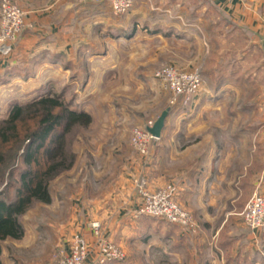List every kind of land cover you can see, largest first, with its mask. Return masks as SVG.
I'll return each instance as SVG.
<instances>
[{"label":"rangeland","instance_id":"rangeland-1","mask_svg":"<svg viewBox=\"0 0 264 264\" xmlns=\"http://www.w3.org/2000/svg\"><path fill=\"white\" fill-rule=\"evenodd\" d=\"M10 1L29 14L24 26L11 42L12 53L4 56L0 51L2 72L13 62L20 36L28 25L31 9L57 17L56 14L61 13L57 10L65 1L80 13H90L89 21L80 20L82 35L87 28L95 34L99 27H103V24L98 23L105 22L115 45L113 58L117 66L115 72L91 92H87V85L83 82H77L76 85L64 88L61 94L62 88L50 94L62 95L74 108L89 113L92 122L87 128L76 126L68 134L66 145L68 153L74 155L73 166L51 179L49 204L34 202L20 217L24 236L21 240L7 239L2 243V264L59 263L70 257L77 239H81L89 251L85 264H96L102 249L108 244L124 255L122 263L114 264H264V230L253 232L246 226L240 216L245 206L236 214L243 219L252 239H225L224 232L218 233L216 226L208 234L207 246H197L202 242L197 239L200 223L176 199L179 194L178 185L174 181H164L161 186L155 187L157 181L150 177L154 158L160 149L156 146L159 140L152 141L148 156L141 155L131 145L135 129L144 128L150 120L156 123L164 112H169L161 138L164 145L161 157L164 156L167 164L168 154L173 150L169 141H178L182 149L186 141L196 139L183 138L184 127L190 121L206 125L208 132L204 135L209 136L215 134L217 124L231 123L226 112L215 115L209 110V116L204 120L189 112L190 109H194V113L200 112L205 92L216 87L215 77L220 75V70H226L231 66H226V63L243 54L242 50L234 49H242L245 41L233 35L226 19L209 5H206V13L199 10L203 0H130L131 7L121 15L116 14L113 0H42L45 2L43 4H37L36 0L34 5L29 0ZM2 2L0 0V35ZM98 16L102 18L97 19ZM136 23L149 29L148 32L139 27L137 33L130 32V37L121 33L126 29L127 33ZM96 43L102 45L103 39ZM263 63L264 57H261L250 68L240 70L241 83L233 82L231 85L237 93L231 102L237 112L233 122L240 128L258 125L264 119ZM170 68L200 73L203 84L200 93L193 99V106V101L184 104L179 100L177 105L171 104L172 94L156 79L158 72ZM81 70L85 73L90 69L82 67ZM2 72L0 76L4 75ZM2 82L0 89L8 86L7 80L6 83ZM48 95L39 94L33 99L20 96L8 103L0 98V120L9 117L14 105L25 106ZM225 109L230 111L231 105ZM231 134L226 133L227 140ZM258 145L257 139L247 138L239 147L229 146L227 151L237 153L238 167H247L249 159L252 160L256 153L262 157V148ZM24 155L25 148L20 151L13 165L0 170L5 173V181L0 185V199L2 196L9 200L16 198V188L21 184L20 173L27 168ZM175 159L184 160L182 155H177ZM170 187L171 190H168ZM159 194L171 196L170 201L188 216L187 226L138 214L145 202ZM210 214L218 225L220 211ZM137 220H141L139 225L145 234L153 222L158 220L178 227L184 238L190 243L195 241L196 245L189 253H180L178 258H174L170 257L174 253L168 243L151 240L162 238L143 234V237L138 238L145 239L143 243L126 242L124 236L131 233L129 225ZM133 239L136 237L133 236ZM92 258L93 263L90 262Z\"/></svg>","mask_w":264,"mask_h":264},{"label":"crops","instance_id":"crops-1","mask_svg":"<svg viewBox=\"0 0 264 264\" xmlns=\"http://www.w3.org/2000/svg\"><path fill=\"white\" fill-rule=\"evenodd\" d=\"M35 1L29 0V3L34 5ZM43 3L45 2L37 0V4ZM201 3L199 10L206 13L208 5L214 7L217 13L226 19L233 35L236 38L242 37L246 46L244 45L242 49L233 47L234 51L242 50L243 54L226 63V66L231 65L226 70H220V75L215 77L216 87L205 92L200 112L194 113V109H190L189 112H193L192 116L195 114L197 118L201 116V119L209 116V110L215 115L226 112L231 123L217 124L215 134L209 136L204 135L208 132L206 125L190 121L184 127L183 138L196 139L186 141L182 149L178 141H169L173 150L168 154L167 164L164 156L161 157V151L164 149L162 134L156 145L161 150L156 153L150 174V177L157 181L155 187L161 186L164 181H174L178 185L179 194L176 199L200 223V234L197 238L202 240L201 243H197L200 247L206 245L209 232L216 226L218 233L224 232L225 239H252L243 219L236 213L243 210L256 190L264 193V119L260 124L256 123L258 125L240 128L233 122L237 112L231 104L237 94L234 92L236 88L231 85L233 82L241 83L240 70L250 68L258 58L264 57V0H203V4ZM57 11L61 13L58 12L57 17H54L45 14L44 11L31 9L28 25L20 36L13 62L5 72H2L3 66H0L2 68L0 72L4 73L0 76V81L6 83L7 80L8 85L0 89V98L4 99L5 103L20 96L33 99L39 94L50 95L59 88H62L61 94L64 88L76 85L77 82H83L87 85V92H91L115 72L117 66L113 58L115 45L105 22L98 23L103 24V27H99L95 34L85 26L87 30L85 29L86 31H83L85 34L82 35L80 20L89 21L90 13H80L68 1H65ZM205 18L207 20V17ZM134 27L127 32L128 35L127 29L121 33L130 37V32L137 33L140 26L136 23ZM140 29L144 32L149 30L143 27ZM100 39H103L102 45L96 43ZM82 67L90 70L83 73ZM261 67L264 68V63ZM193 104L194 101L191 106ZM229 104L231 109L227 111L225 108ZM210 107L212 109H208ZM227 132H232L229 140L226 139ZM247 138L258 140V146L262 148V157L256 153L252 160L249 159L247 167H238L237 153H229L227 148L229 146L237 148ZM177 155H182L184 160L175 159ZM219 211L221 217L218 219L219 224L216 225L210 213ZM140 221L130 223L131 233L124 236L126 242L134 241L136 244L145 242V239H138L145 234L139 225ZM146 232L145 236L162 238L151 240L157 243L162 241L171 246L174 254L170 257L178 258L180 253H189L196 245L195 241L190 243L184 238L178 227L158 220H155L151 229ZM133 236L136 239H133ZM92 260L93 258L90 259L91 263Z\"/></svg>","mask_w":264,"mask_h":264},{"label":"trees","instance_id":"trees-1","mask_svg":"<svg viewBox=\"0 0 264 264\" xmlns=\"http://www.w3.org/2000/svg\"><path fill=\"white\" fill-rule=\"evenodd\" d=\"M91 122L89 113L77 110L59 94L41 97L25 106L16 104L9 117L0 120V170L13 165L24 148L27 167L20 173L16 198L0 199V257L4 241L23 238L20 217L34 202L49 204L51 179L73 166L75 158L66 145L68 134L76 126L87 128ZM4 181L5 173L0 172V185Z\"/></svg>","mask_w":264,"mask_h":264},{"label":"built area","instance_id":"built-area-1","mask_svg":"<svg viewBox=\"0 0 264 264\" xmlns=\"http://www.w3.org/2000/svg\"><path fill=\"white\" fill-rule=\"evenodd\" d=\"M86 1V0H77ZM113 6L117 15L125 13L130 7V0H113ZM28 12L20 9L10 0H3L1 4L2 34L0 35V51L2 55L8 56L13 49L11 43L16 34L21 30L27 21ZM11 43V44H10ZM156 79L161 86L169 91L173 99L172 105H177L181 100L184 104H189L200 93L202 88V78L200 73L182 72L173 68L165 69L156 74ZM155 125V121H148L144 128H137L133 131L131 145L143 156H148L152 141L155 140L149 129ZM137 151V152H138ZM171 190V187L168 189ZM170 195H154L145 206L140 209V215L151 216L158 220L166 221L170 224L187 226L188 216L170 201ZM246 226L253 232L264 230V195L256 191L246 203L243 213ZM89 256L84 242L77 239L73 246L70 257L55 264H85ZM124 255L116 247L109 244L102 249L96 264L122 263Z\"/></svg>","mask_w":264,"mask_h":264},{"label":"water","instance_id":"water-1","mask_svg":"<svg viewBox=\"0 0 264 264\" xmlns=\"http://www.w3.org/2000/svg\"><path fill=\"white\" fill-rule=\"evenodd\" d=\"M169 116V112H164L159 119L156 121L155 125L149 129V132L151 133V135L156 138V139H160L161 135H162V131L165 127V123H166V119Z\"/></svg>","mask_w":264,"mask_h":264}]
</instances>
